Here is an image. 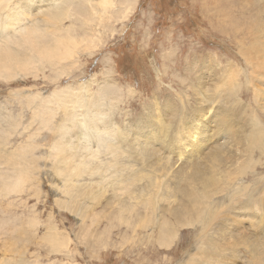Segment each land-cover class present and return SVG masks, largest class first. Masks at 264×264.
Returning a JSON list of instances; mask_svg holds the SVG:
<instances>
[{
	"label": "rangeland",
	"instance_id": "1",
	"mask_svg": "<svg viewBox=\"0 0 264 264\" xmlns=\"http://www.w3.org/2000/svg\"><path fill=\"white\" fill-rule=\"evenodd\" d=\"M111 1L119 4L127 0ZM131 1H133V8L128 18L123 23L112 20L110 26L107 25L104 31L98 35L101 38L102 46L92 50L94 53L91 55L92 57L89 52H84L78 65L72 66L69 62V68H71L69 75L65 76L64 74V77L60 79L55 76L58 73L50 71L48 67L43 71V74L39 71L37 79L22 77L9 82L0 79V152L2 153H0V168L2 174L6 173L7 169L3 170V168H7V158L11 151L13 154V151L16 153L20 148L28 147L29 144H31V146L29 145L30 149L35 146L34 153L30 150L31 152L28 154L29 168L35 164L33 156H36L34 158L36 160L40 157L39 162L35 164L36 173L34 167L30 170L29 177L34 181L27 179L20 183L16 190L19 193L10 194L8 197L0 196V264H190L189 260L197 255L200 256L199 253L204 256L202 247L205 238L200 233L198 225L178 227L177 240L175 239L170 247H161L158 244L155 239V230L152 232V228L150 231L146 229H137L134 233L129 231L124 225V219L129 220V217L125 214L120 218L118 212H120L123 203H132L127 202V197L124 195L115 193L113 184L116 179L111 178V180L101 183L91 174L85 173L82 177L74 176L73 190L75 194L72 196H78L83 188L87 190L89 186L95 185L92 187V193L99 195L96 200H93L91 196L86 199L82 195L78 199L71 200L65 196L66 194H61L65 187L61 190L55 188L58 178L51 171L53 166L50 159L52 157L53 161L55 158L53 146L59 140L56 132L59 124H67V129L70 132L68 131L61 140L66 142L69 150H79L78 158L80 160L84 155L82 147L86 144L90 145L92 143L90 139H93L95 135L92 134V130L80 126L81 120L84 118H82L83 113L78 111L81 110L80 107L68 108L71 113L75 114L73 121L74 119L76 121L73 126L71 123L64 122L65 110L63 107L61 109L59 105L61 102H56L57 99L52 95L66 86H72L73 92H77L76 88H79L77 86L79 83H84L87 86L85 94L92 95V98H97L96 96L102 90L109 89L103 92L106 94L105 91H110L107 98L111 102L104 103L105 105L102 107V112L104 115L106 114L108 120L106 118L104 120V115L101 118L107 125L109 124L107 134L110 133L114 139L118 138L117 135L120 131L129 129V137L134 136V140L140 141L142 135L146 136L143 127L144 121H146V126L150 124L156 126L158 132L155 145H159L160 142L162 150H165L161 161L166 162L167 159L168 161L165 165H162L161 162L156 171L151 168L152 166H148L152 163L151 159H146V157L143 159V156L139 157L140 155L134 156L135 161L130 165V170L139 172V169H142L143 173H141L145 174V178L147 176L146 179L144 178L145 182L143 180L137 184L139 187L144 186L145 192L153 190L158 194H164V198L159 197L161 202L158 207L159 210L161 208V211H158L157 216L163 214V211L165 214V210L174 207L173 204L190 209L193 205L188 203V199L181 197L183 194L179 195V192L176 191L175 175L176 177L177 174L179 175L180 172L176 171L182 167L181 172L188 176L192 171L191 165L193 166L194 160H196L195 156L188 149L186 152L190 155V159H187V154L182 158L185 157L184 161L188 160L189 162L172 164L171 160H176V156L174 153H169L168 146L173 145L176 149L177 137H185L183 134L186 132V127L184 126L194 122L191 109H198L199 101L197 93L199 90L194 87V84L203 78L204 84H206L204 86L211 87L210 74L205 68L209 65L214 74L219 76L223 73L228 62L233 63L234 68L239 71L237 82L243 86L242 93H239L241 104L244 105L241 106V109L246 104H250V109L253 110V92L245 85L249 66L244 64L242 51L235 41L225 34L223 35L222 32L230 31L233 25L237 26L239 23L237 27L247 29L254 19L263 21L264 0H246L243 3L240 0H129V2ZM65 20L64 26L67 27L71 23L70 20ZM3 25L7 26V24ZM200 69L203 73L200 72ZM263 81L261 80V82ZM259 88L264 91V85ZM37 94L42 98L50 96L48 107L51 120L46 124L36 117L37 110H39L37 108L40 99H42L40 96L36 97ZM261 102L264 103L263 93L260 96L259 106H261ZM62 104L64 105V103ZM257 107L258 105L255 106V108ZM34 113L36 118L33 117ZM261 113L264 114V112ZM149 116L153 119H150ZM257 117L264 128L262 115ZM181 118L185 119L182 121ZM176 121L179 125H176ZM237 122L239 125L243 124L238 119ZM179 126L183 129H180ZM112 128L117 129L115 131ZM2 133L7 135H1ZM167 138L170 142L165 141ZM4 142L5 144H3ZM217 142L216 139L211 140L208 147H212L211 144ZM240 154L237 153L238 156ZM220 155L225 156L228 163L224 167V171L218 175L221 178L219 182L210 189L211 200L217 202L218 205H228L229 202L225 197L230 186L237 182L240 184L241 190L245 189L246 193H252L254 199L264 203V187L262 185L264 183V156H259L256 153L255 161H259L261 166L243 173L242 168L248 167L245 163L246 155L234 163L235 159L231 158L230 160L229 156L223 153ZM172 165L176 166L172 168ZM161 167L164 169L162 170ZM124 173L129 172L125 171ZM112 175L107 176V179ZM114 176L117 177V174ZM151 177L155 178L153 180L156 181L158 188L150 189L146 185V183L149 184L148 180ZM161 180L162 182H159ZM96 183L100 184L99 189H97ZM198 187L199 185L196 184L190 186L186 184L183 188L193 192L202 191ZM133 188L139 191L136 186ZM252 189H255V192H252ZM169 192L171 195L168 194ZM62 201L67 203H65L66 208L59 205V202ZM244 201L245 197L241 203ZM169 202L170 204H168ZM115 208H120V210H115ZM137 211L141 215V212L144 211L143 206L137 207ZM84 212L87 214L86 217H84ZM255 213L258 214H254L255 218L251 221L252 224L249 220H247L248 223L239 220L241 223L239 225L235 220L239 232L233 230V224L229 228L226 225L220 226V222L224 221L225 217L215 215V221L209 227L208 234L220 245L221 250L218 252L214 250L213 260H210L212 263L206 261L207 264H252L254 259L261 262L264 260V212L256 211ZM167 217L171 222L174 221L172 215L166 213L165 218L167 219ZM135 218L134 220L137 219ZM31 219L36 220L35 225H29ZM118 220L123 221L120 223ZM134 220H130V222H134ZM52 231L58 234L59 239L64 240V245L58 250L53 247L51 249L45 240L49 233H53ZM149 234L152 236L149 237ZM198 258L196 257V259ZM200 262L202 263V257L199 259Z\"/></svg>",
	"mask_w": 264,
	"mask_h": 264
},
{
	"label": "bare ground",
	"instance_id": "2",
	"mask_svg": "<svg viewBox=\"0 0 264 264\" xmlns=\"http://www.w3.org/2000/svg\"><path fill=\"white\" fill-rule=\"evenodd\" d=\"M245 1L246 0H240L241 3ZM117 3L111 0H0V79L5 80L6 82L13 81L16 78L20 79L22 77L24 79L27 77L37 79L39 71L43 74V71L48 69V67L50 68V71L57 72L58 74L55 76L60 79L64 77V74L65 76L69 75L71 73L69 62L72 66L78 65V61L84 52H89V55L91 56L94 54L92 53V50L94 51V49L96 50L98 47L102 46L100 42L101 38H99L98 35L104 31L107 25L110 26L112 20L114 22L123 23L128 18L133 8V1L129 2V0H127L126 2L122 1L119 4ZM41 11L50 12L51 16L46 22H41L37 34L31 35L28 40L25 41L17 34L25 28H32L35 23L33 18ZM257 16L259 18V15ZM65 19L70 20L71 23L67 27L64 26ZM3 24H7V26ZM237 26L233 25L232 28H230V31L227 30L228 32L224 31L222 33L235 41L236 45L242 51L244 64L247 67L249 66V72L247 75L249 79H246L245 85L247 86V89L253 92V110L250 109V104H246V106L241 109V106L244 105L241 104L242 101H240L241 98L239 97V93H242L241 88L243 86L237 82L239 71L234 68L233 63L228 62L225 65L223 73L219 76L214 74L209 65L205 68L207 69V73L210 74L209 80L212 83L211 87L204 86L206 84H204L205 80L203 78H200V81L196 84L193 82L194 87L199 90V92H197L199 96V101L197 103L198 109H191V115L193 116L194 122L189 121L190 123H187L188 125H183L186 127V132L183 134L185 137H177L178 141L176 143L177 147L175 146L176 149L173 145H170V147L168 146L169 153H174L176 156V160L171 158L172 164L188 161H184L185 157L182 158V156H186L188 153L186 150L188 149H190L189 151L195 156L196 160H194L193 163L194 168L191 165L192 171L190 172L189 168L188 171L190 174H188V176L184 172H181L183 170L182 167L176 171L180 172L179 175L177 174V177L175 175L177 180L176 191L179 192V195L183 194L181 197L188 199V203L193 205L192 208H182L173 204L172 206L174 207L171 209L167 211L164 209L165 214L168 213L172 215L174 218L173 222H171L168 217L167 219L165 218L164 211L163 214H160V216L158 214L157 216L158 211H161V208L159 210L158 207L161 202L159 197L164 198V194H158V192H153V190L151 192H145L144 186L139 187L137 185L145 178V174H142V169H139V172H132V170H130V165L135 161L134 156L140 155L139 157L143 156V159H145L144 157H146V159H151L153 164L151 163L152 165L150 164L148 166H152L151 168L156 169V171L161 165V162L162 165H165L168 161V159L166 162L161 161L163 151L165 150H162L160 142L159 145H155L157 144L156 136L158 132L156 126L153 124L146 126V121H144L143 127L145 128L146 136L140 135L141 138L138 136L140 141L136 139L134 140V136H132L133 139H131L132 137H129V129H127L128 131H120V133L118 131L119 134H116L118 138H112L110 133L107 134L109 131L108 127H110L108 126L109 124L107 125V123L101 118V116L104 115L102 107L111 102V100L107 98V94L110 91H105L106 94L103 92L104 90L109 89L102 90L101 93L96 96L97 98H92V95L85 94L87 86L84 85V83H79L77 85L79 87L76 88L77 92H73L74 90L72 86H66L62 88L60 87L61 89L52 95L53 98L57 99L56 102L60 101L61 104L64 103L62 106L59 104L61 109L63 107L65 110L64 122L68 124L71 123L73 126L75 124L74 121H76L75 119L73 121L75 114L71 113L69 109L71 107H80L81 110L78 111L82 112V118L84 117L83 120H81L82 124L79 122L81 124L80 126L84 129L92 130V134L95 135L93 139H90L92 142H90V145L86 144L82 147L83 149L81 148L84 155L83 159L80 160L78 158L80 156H78L79 150H69L66 142L61 140V138L69 131L66 126L67 124H59L56 128L59 140L53 146V155L55 157L53 161L52 157L48 155L51 157L50 161L53 166L51 171L54 172L53 174L58 178V181L55 183V188L61 190V188L63 189L65 187L61 194H66L65 196L71 200L75 198L78 199V197H81L80 195L86 199L91 196V198L93 197V200H96L99 195L97 196L96 193H92V187H95V185H92V187L89 186L87 190L83 188L81 194L78 196H72L75 194V191L73 190L74 176L82 177L85 173L91 174L93 175L92 177L97 178L101 183L106 182L109 179L111 180V178L116 179L113 184L115 193L118 192L120 195H124L127 197V202L132 203H123L121 205V210L120 208H115V210H120V212H118L120 218L125 214L129 217V220H126V218L124 219V225L129 231L132 233L137 229H146L147 231H150V228H152V232L155 230V239L158 244L161 247H170L172 242L175 239L177 240L179 234L178 227H194L198 225L200 227V233L203 234L205 238L203 239L204 243L202 247V249H204V256H201V253L197 251L200 256H196V254L195 256L199 258L196 259V257H193L192 260H189L191 261L190 264H197L196 262L199 263L200 257H202V263L200 262L199 264H207L206 261L213 260L214 250L216 252L221 250L219 248L220 245L213 240L212 236L209 237L208 234L209 227H211V224L215 221V215L225 217V220L220 222V226L226 225L229 228L231 227L230 225L233 224V230L239 232V227L236 226V221L239 225L241 224L239 223V220H244L245 222L249 220L250 224H252L251 221H253L255 218L254 216L258 214L255 212H264V203L254 199L252 193H246L244 191L245 189L241 190V186L237 182L230 186V190L225 197L227 202H229L228 205H218L217 202L211 200L212 197L210 196V189L215 187L219 182L221 178H219L218 175L224 171V167L228 163L226 157L220 155V153L228 155L230 160L231 158L235 159L233 163L239 161L243 155H246L247 158L245 159V163L248 167L242 168L243 173L253 170L257 166H261L259 165V161H255L254 155L256 153L259 154V156H264V128L257 117L262 115V120H264V114L261 113L264 112V103L261 102V106H259L260 96L262 93L264 94V91L259 88V86L264 85V81L261 82V80H264V20L257 21L254 19L247 29H242ZM239 36L241 37L239 38ZM200 72L203 73L202 69H200ZM52 79L53 77L51 80ZM53 81H56L55 78ZM39 96L40 95L37 94L36 97ZM49 97H41L42 99H40V103L38 102V108L35 105V107L39 109H35L38 111L36 117L44 124L51 120L49 119ZM257 105L258 107L255 108ZM157 110L159 111L158 108ZM104 116V120H108L106 114ZM33 117L36 118L35 113ZM146 117L148 118V116ZM151 118L153 119V117ZM183 119L185 118H181L180 120L183 121ZM237 119L242 121L243 124L239 125ZM31 121L33 120L31 119ZM176 125H179L177 121ZM179 128L183 129V127L181 128L180 126ZM116 129L113 130L116 131ZM3 134L5 135L6 133H2L1 135ZM213 139L218 140V142L216 144H211L212 147L209 148L208 144H210ZM166 140L167 142H170L168 138L165 139V141ZM88 141L87 143H89ZM3 144H5V142ZM29 145L31 146V144ZM29 145L26 148H20L16 153L13 151V154L15 153L14 155L11 151V154L7 158V168H3V170L7 169L4 175L0 168V196L8 197L10 194L19 193L16 190L19 188L20 183L25 182L27 179H29V181L30 179L34 181L33 178L29 177L30 170L34 167L36 173L37 168L35 167V164L39 162L40 157L36 160L34 159L36 156H33V163L35 164H32L33 167L29 168V165L27 164L28 154H30V150L33 151L35 148V146H32L30 149ZM32 153H34V151ZM237 153L241 154L238 156ZM205 157L207 158L203 160ZM187 159H190V155L188 154ZM173 166L176 165H172V168ZM162 167L161 169L163 170L164 168ZM9 171H11L10 174ZM125 171L129 173H124ZM115 174H117V177L114 176ZM109 175L112 176L107 179V176ZM153 179L155 178H149V184L146 183L150 189L155 187L158 188L156 181ZM143 182H145V180ZM159 182H162V180ZM97 183V189H99L101 186ZM186 184H189V186L192 184L199 185L198 188L202 191L196 190V192H193L184 190L183 187H185ZM262 185L264 187V183ZM134 186L139 188V191L134 189ZM252 192H255V189H252ZM98 194L101 193L98 192ZM168 194H170V192ZM243 197H245V201L241 203ZM65 203L66 202L62 201L59 202V205L66 208ZM168 204H170V202ZM177 204L179 203L177 202ZM141 206H143L144 211L141 212L140 215V212L137 211V207L140 208ZM69 209L71 210V208ZM85 212L84 217L87 216V212ZM230 216L233 218H229ZM133 217H136L137 219L135 218L136 220H134ZM157 218H159V220H157ZM130 220H134V222H130ZM29 221L30 226L36 224L35 219ZM121 221L123 220H120L119 222L121 223ZM52 232L53 233H49L45 237V240L49 243L51 249L55 248L58 250L59 247L64 245V240L59 239L58 234L54 231ZM151 236L152 234H149V237ZM254 254L256 255V253ZM261 263L264 264V260L261 262L254 259L252 262V264Z\"/></svg>",
	"mask_w": 264,
	"mask_h": 264
},
{
	"label": "clouds",
	"instance_id": "3",
	"mask_svg": "<svg viewBox=\"0 0 264 264\" xmlns=\"http://www.w3.org/2000/svg\"><path fill=\"white\" fill-rule=\"evenodd\" d=\"M50 16H51L50 12L41 11L37 13V16L33 18V20L35 21V23L33 24V27L25 28L21 32H19L17 35L23 38L25 41H27L31 35L37 34V30L40 27L41 22H46ZM8 42H14V41H8Z\"/></svg>",
	"mask_w": 264,
	"mask_h": 264
}]
</instances>
